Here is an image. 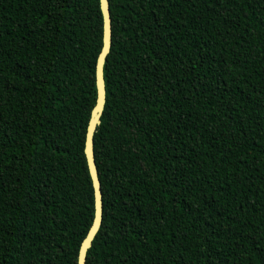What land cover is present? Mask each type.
<instances>
[{
	"label": "trees",
	"instance_id": "1",
	"mask_svg": "<svg viewBox=\"0 0 264 264\" xmlns=\"http://www.w3.org/2000/svg\"><path fill=\"white\" fill-rule=\"evenodd\" d=\"M87 264H264V0H110ZM100 0H0V264H78Z\"/></svg>",
	"mask_w": 264,
	"mask_h": 264
},
{
	"label": "water",
	"instance_id": "2",
	"mask_svg": "<svg viewBox=\"0 0 264 264\" xmlns=\"http://www.w3.org/2000/svg\"><path fill=\"white\" fill-rule=\"evenodd\" d=\"M100 7L103 15V45L96 62V103L91 112L85 140V154L94 187L95 215L93 222L81 243L78 264H87L88 250L92 246L93 240L102 226L104 216L103 190L96 161L94 136L98 125L102 121L101 117L107 100L105 63L112 47L113 24L110 0H100Z\"/></svg>",
	"mask_w": 264,
	"mask_h": 264
}]
</instances>
